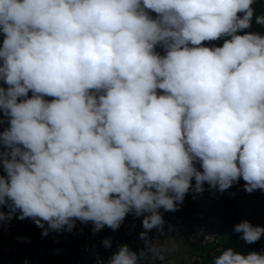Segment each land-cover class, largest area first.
I'll return each instance as SVG.
<instances>
[{
    "label": "clouds",
    "instance_id": "1",
    "mask_svg": "<svg viewBox=\"0 0 264 264\" xmlns=\"http://www.w3.org/2000/svg\"><path fill=\"white\" fill-rule=\"evenodd\" d=\"M254 3L0 0V221L31 218L47 237L143 216L146 250L120 245L106 262L141 264L164 260L148 238L163 235L160 209L179 211L205 183L264 190V35L245 33L254 17L264 28ZM233 231L249 245L264 236L248 221ZM212 264H264V252L228 247Z\"/></svg>",
    "mask_w": 264,
    "mask_h": 264
},
{
    "label": "built area",
    "instance_id": "2",
    "mask_svg": "<svg viewBox=\"0 0 264 264\" xmlns=\"http://www.w3.org/2000/svg\"><path fill=\"white\" fill-rule=\"evenodd\" d=\"M4 38V34L0 32V47H2ZM0 87L7 88L8 86L0 81ZM31 96L30 91L27 98ZM23 99L25 98H18V102ZM44 99L50 102L54 98L44 97ZM0 119H5L2 112H0ZM7 127H9L7 123L0 124V133ZM220 194L221 192L215 191L213 197L217 198ZM234 196L240 208L256 215V222L253 226L264 228V190L243 194L235 193ZM160 212L165 222L163 235L154 228L148 233V238L151 241L158 239L156 243L163 249L166 237L179 241L182 244V252L178 256L183 257V260L176 263L166 259L165 256L164 260H159L148 255L141 261V264H212L214 258L221 254V250L227 248L225 238L212 230L209 219L204 215L182 214L180 210L165 212L160 209ZM143 218V216L137 218L133 214H128L119 229L114 231L105 226L98 233H93L94 224L92 222L81 223L77 220L74 230L79 240L78 255L76 260L66 264H106L118 251L120 245H127L137 254L141 250H146L145 241L139 238L140 233L146 231L142 227ZM207 237H212L214 240L207 239ZM22 239L24 235L15 232L13 221L2 222L0 226V264H17L20 257L18 242ZM105 239L110 240L111 247L104 246ZM263 239L264 236L260 240Z\"/></svg>",
    "mask_w": 264,
    "mask_h": 264
},
{
    "label": "trees",
    "instance_id": "3",
    "mask_svg": "<svg viewBox=\"0 0 264 264\" xmlns=\"http://www.w3.org/2000/svg\"><path fill=\"white\" fill-rule=\"evenodd\" d=\"M253 7L255 8V15L264 14V0H255ZM149 15L156 18L158 14L149 10ZM248 32H259L264 35V28L255 24V17L252 27L245 30V33ZM218 42L219 40L206 41L203 42L202 46L218 47ZM155 50L160 55H165L160 46H157ZM158 94H163L162 90L158 91ZM196 167L199 169V164ZM5 175L2 166H0V176ZM191 183L194 186L195 180L193 179ZM245 183L240 178L238 182H235L232 187L222 192L217 198L213 197L214 192L209 190V185L205 183L204 188L206 190L203 193L194 194L190 191L186 194L183 204L180 205V211L182 214H202L208 218L212 230L225 238L227 248L231 247L245 255L251 252L262 253L264 252V239L249 245L239 239L241 234L233 231L234 226L242 221H248L252 225L256 222V215L240 208L235 201V193H248L244 190ZM255 191H259V189ZM194 195L195 198H193ZM0 210L7 211L6 208ZM11 221L14 222L15 232L24 235V239L18 242L20 257L17 264H26V262L27 264H66L76 260L79 240L75 230L72 233L50 231L47 237H43V229L38 228L31 218L20 221L13 217ZM43 223L47 228V223ZM1 224L2 221H0V226Z\"/></svg>",
    "mask_w": 264,
    "mask_h": 264
},
{
    "label": "crops",
    "instance_id": "4",
    "mask_svg": "<svg viewBox=\"0 0 264 264\" xmlns=\"http://www.w3.org/2000/svg\"><path fill=\"white\" fill-rule=\"evenodd\" d=\"M182 244L179 241H175L171 237H166L164 242V256L166 259L173 262H180L183 257L178 256L182 251Z\"/></svg>",
    "mask_w": 264,
    "mask_h": 264
},
{
    "label": "rangeland",
    "instance_id": "5",
    "mask_svg": "<svg viewBox=\"0 0 264 264\" xmlns=\"http://www.w3.org/2000/svg\"><path fill=\"white\" fill-rule=\"evenodd\" d=\"M225 39H230V37H225V38L220 39L219 42L217 43V46L221 47L223 45Z\"/></svg>",
    "mask_w": 264,
    "mask_h": 264
}]
</instances>
